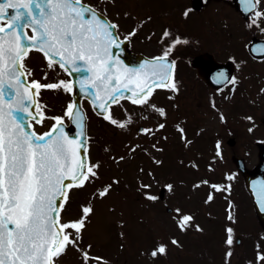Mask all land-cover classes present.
<instances>
[{"label":"snow or ice","instance_id":"snow-or-ice-1","mask_svg":"<svg viewBox=\"0 0 264 264\" xmlns=\"http://www.w3.org/2000/svg\"><path fill=\"white\" fill-rule=\"evenodd\" d=\"M241 3L249 16L246 27L264 23L260 0H241ZM32 4L33 0H0V21L7 19V23H0V264H58L70 246L80 252L84 264H110L107 257L92 253V243L81 248L84 229L95 212L94 205L82 204L81 214L77 217L62 216L71 201V190L82 189L102 179V162L98 159L93 161L88 154L90 142L86 113L73 98L67 102L63 114L47 117L54 123L46 131H37L33 123L43 125L47 116V105L38 100L41 89H62L72 93L74 82L71 79L48 83H42L38 78L29 80L27 77L33 76L34 70L27 61L34 49L43 54L49 69L58 64L60 69L72 75V69L80 71L86 68L89 75L80 78L79 88L89 96L93 108L101 109L100 114L112 125L126 129L132 120L131 115L124 119L115 118L111 111V105L119 103L116 97L123 98L128 92L127 98L134 104L150 106L163 118L156 123V128L164 129L168 113L150 97L156 89L180 91V81L176 78L177 64L170 54L177 45L188 43V38L174 34L166 27L161 40L166 38L168 42L161 53L130 67L112 52L113 47L121 42L114 31L119 29V22L105 19L95 5L85 4L83 0H38L35 8ZM10 9L13 11L9 15ZM104 12H107L106 8ZM188 14L189 10L183 12L185 17ZM146 19L150 20L151 16ZM28 28L31 35L25 30ZM136 31L128 32L124 39L132 37ZM260 31L264 32V27ZM259 51L264 52V47ZM47 75L45 72V78ZM213 79L217 83H232L233 87L240 82L239 76H229L225 70L216 72ZM213 107H216L214 101ZM220 116L224 119L222 112ZM66 118L76 126L75 135L66 130ZM246 119L252 121L254 117ZM177 128L184 143H191L186 139L184 127L178 124ZM151 132L152 129L141 126L137 135ZM138 147L140 145L132 144L129 151ZM152 147L157 148V145ZM157 150L163 151L162 148ZM216 150L222 157L220 141H217ZM114 159L124 161L125 156ZM151 159L157 164L162 163L155 156ZM149 176L155 179L152 169H149ZM204 183L210 182L198 181L192 187ZM140 184L143 189L151 188L149 183L140 181ZM258 185L257 201L260 210L264 211V179ZM211 186L215 190L225 189L220 183ZM112 187V183H106L93 195L98 193L104 197ZM166 187L173 190L174 184L169 182ZM230 187L226 190L230 191ZM142 195L151 201L159 199L151 191H144ZM212 199L213 195L209 194L207 200ZM174 212L181 231L187 232L190 228L203 231L200 224L194 223L191 213H185L179 207ZM229 219L235 220L232 212H229ZM119 223L123 226L125 220L120 219ZM226 233L225 244L229 247L225 256L230 258L235 228L228 225ZM125 235L120 232L121 237ZM169 244L183 247L175 235L167 239L160 237L150 247L148 255L153 259L167 256ZM123 246L120 245L121 248ZM260 248L257 244L256 261L264 264V251ZM247 264L254 262L248 261Z\"/></svg>","mask_w":264,"mask_h":264},{"label":"rangeland","instance_id":"rangeland-1","mask_svg":"<svg viewBox=\"0 0 264 264\" xmlns=\"http://www.w3.org/2000/svg\"><path fill=\"white\" fill-rule=\"evenodd\" d=\"M118 3H120L124 13H128L127 26L120 27V32L123 34L136 29L132 25L134 23L131 16L133 9L139 15H145L148 12L151 16L148 23L151 24L152 22L154 30L159 33H162L165 24L163 23V27L156 17L161 18L162 15L171 14L174 11L173 0L172 2L171 0H134V2L133 0H120L115 4ZM109 5L103 3V7L110 9L112 12V5ZM193 15V17L200 18L197 33L201 40H204L210 33L209 48L218 59L225 58L223 53L230 40L245 44L252 34L258 32L255 28H247L246 24L244 23V26L240 20L241 25L236 20L237 16L226 0H210L198 13ZM181 20L184 19L181 18ZM193 25L191 20H187L186 31L188 33L192 32ZM259 26H264V23ZM185 27L186 24L180 23V28ZM168 28L173 33L180 31L177 27H173L171 23L168 24ZM242 28L246 30L242 31ZM234 29L239 30L238 35L233 36ZM137 30L142 35L141 33H146L149 30V26L140 27ZM138 32L136 31L133 35V38L136 39V48L142 39ZM188 37L193 38L191 35H188ZM143 46V49L148 51L150 55L157 51L152 42H146ZM236 46L238 47L237 44H231L227 48L228 54L242 58L243 53L240 57L238 54L241 52L238 53ZM193 52L194 50L177 52L175 56L180 58L179 64L187 65L186 58ZM30 58L32 59L28 65L29 67L31 65L30 68L34 70V75L30 76L31 79L38 78L42 83H48L64 78L61 71L48 69L46 61L38 55L32 54ZM39 65L41 66L37 67ZM250 69L253 71L264 70L258 65L251 68L245 66L243 71L239 70L238 76L242 77L240 82L244 81L243 84L245 85H248V79L243 75L249 72ZM45 72L48 73L46 78L44 76ZM261 81H264V75L255 79L253 85H257ZM182 86V90L177 95L178 98L174 99L173 105L171 102L172 98L176 97L175 95L170 96L167 103L161 101L162 96L158 92H155L150 99L158 106L180 109L179 115L181 119L184 118L186 123L179 122L178 124L187 129V139H192V141L189 140L191 143L185 144L184 140L182 141L174 130L172 125L174 120L171 117H178L179 115L172 111L168 112L166 126L161 130L156 128V123L163 118L159 117L158 113L154 112L150 106L132 105L123 102L114 107L112 113L115 118L124 119L127 115H131L132 120L126 129L114 126L109 121L97 120L93 117L89 127V135L91 136L89 154L93 161L98 159L102 162L100 169L102 179L90 183L82 189L71 190V201L67 206V211L62 212V216L65 218L77 217L81 214L82 204L92 203L95 212L90 216V222L87 223L84 229L81 248H84L88 243H92V253L107 257L110 264H247L248 261L259 264L256 261L257 244L261 246L259 250L264 251V232L258 229L249 198L242 187L241 178L234 173L230 156L233 151L236 155L245 154L248 145L251 144L255 136L262 137L264 135V130L260 126V120L264 118V99L259 94L253 95L252 100L254 103L249 101L251 103L250 109L235 117L232 109L239 106L236 102L241 100L240 95L236 94L232 98H217L215 108L223 113L226 120V126H223L221 119L216 116L211 105L203 99L205 96L202 95L203 90L199 85L193 82L189 84V87H185L183 82ZM65 96L66 94L62 89L59 91L41 89L40 101L42 104L47 105L45 108L47 116L43 125H36L38 131L44 130L52 121L47 117L60 114L64 99H68V95L67 98ZM241 111H243V107L239 108V112ZM246 116H252L254 119L249 121ZM140 126L152 129L155 134L140 133L138 136L137 131ZM249 126H254V132H249ZM218 128H222L225 134L228 131L238 133L234 135V138L239 140L237 141L238 146L225 147L223 160L219 161L217 159L214 162L212 171H205L204 168L199 166L194 171L193 165L191 167L186 166V164L192 162V159H195V155L200 151L202 152L201 162L205 165L209 163L208 158L212 157L213 153L206 152V145L209 144H205V141L212 136V139L209 140L214 141V135H216L215 132ZM163 134L165 137L162 136ZM197 136L199 141L194 140ZM129 141H131V144ZM132 144L140 145V147L129 151ZM153 144H156L157 148H153ZM200 146H205V148L202 150ZM158 148H162L163 151H158ZM144 149H148V151L145 152ZM116 156H125V160L117 161L114 159ZM152 156L160 159L162 163L157 164L151 159ZM176 157L180 158V161H177ZM174 161L176 163H173ZM180 165L185 166L186 170L184 172L179 169ZM140 169H143V172ZM149 169L155 172V179L149 176ZM230 173H233L238 180L234 179V183H232L233 190L230 189L229 191L226 189L230 186L227 178ZM224 178L226 179L225 190H214L211 187L213 191L211 201L205 202L202 198L206 192L210 191L208 183L200 184L196 188L192 187L194 183L202 181V179L210 182H221ZM140 181L151 184V188L143 189ZM169 182L174 184L173 190L167 189L166 184ZM106 183L113 184L112 189L106 196L100 197L98 193L93 195ZM162 186L166 188L164 204L158 200H148L142 195L144 191L157 194ZM222 197L230 202L231 207L230 205L224 206L225 199ZM166 207H169L171 211L166 212ZM177 207L185 213H191L194 217V223L200 224L203 231L190 228L187 232H181L177 227L176 213L174 212ZM229 212H232L234 216L237 212H241V215L237 219L235 217V220H230ZM120 219L125 220L123 226L119 223ZM228 225L235 228L234 244L231 246L232 255L230 258L225 256L229 247L225 244L226 227ZM121 231L126 234L124 237L120 236ZM172 235L179 238L183 247L169 244L167 256L161 255L148 260L141 258L140 252L146 249L149 250L160 237L167 239ZM237 237L240 238V242L236 245L235 239ZM148 240L150 242L147 244ZM121 244L124 245L123 248L120 247ZM146 246L148 247L145 248ZM58 264H84V262L80 252L70 246L66 254L58 261Z\"/></svg>","mask_w":264,"mask_h":264},{"label":"flooded vegetation","instance_id":"flooded-vegetation-1","mask_svg":"<svg viewBox=\"0 0 264 264\" xmlns=\"http://www.w3.org/2000/svg\"><path fill=\"white\" fill-rule=\"evenodd\" d=\"M87 1H89L91 3H94L96 5H100L102 8H104L103 7V3H105L107 5L110 4L109 0H87ZM115 3H116V0H113V2H112V4H113L112 5V12L110 11V9H107V11L110 13L109 14L110 16H107V17H108V19H112V20L118 21L121 28L126 27L127 26V21H126L127 16L121 15L122 12L120 11V9L117 6V4H115ZM263 4H264V2H263ZM117 13H119V16L116 15ZM146 18L147 17H144V18L132 17L133 22H134L132 25L133 26L136 25V24L145 25V24H147V19ZM120 27L118 29V35H119V38L120 39H123L124 36L127 35V33L130 32V31H127L126 33L123 34V33L120 32ZM141 34H142L143 37L140 35L142 39H141L140 43H138L139 44L138 47L143 51L144 54H146L148 56H156V55H159L161 53L164 45L168 42L166 38L163 41L161 40V36L160 35H162V33L147 32V33H141ZM258 34H259V31L255 35H258ZM263 35H264V32H263ZM129 40H130L131 46H132V43L134 45L136 44V39L134 40V42H132V37H130ZM147 41L152 42L155 45V48L157 49V51L154 52L151 55L148 53V51H146L145 49H143L144 48L143 45H145V43ZM195 46H196V49H195ZM209 47H210V33H209V35L207 37L204 38V40H201L200 37L199 38H195L194 37L192 39L191 38H188V43H186V44L182 43L180 45H177L176 48L171 51V54H170L171 55V59L175 60L174 57H176L175 54L177 52L178 53L179 52H184V51L185 52H189L191 50H194V52L191 54L193 56L196 55V54H201V53H203V54H211L213 56L214 60L216 62H219V63H225V62H227L229 60L230 57L233 56V55H230V54L229 55H226V54L223 53V56H225V58L224 59H218L215 56V54L210 51V48ZM196 52H199V53H196ZM245 53L248 56V60H247L248 63L262 62L263 63L262 67H264V56H262V57H255L254 58V57H252V56L249 55V53L247 52L246 49H245ZM190 56H188L186 58V61L189 59ZM191 58L188 61H190ZM178 60H180V58H178L175 61H176V64H177V68H176V78L180 81V91L179 92H181V90H182L183 82L185 83V87H189V84L190 83L195 82L197 85H199L200 88L203 89V94L202 95L205 96L204 97L205 101L212 106V110L215 112L216 116L217 117L218 116L221 117L220 116V113L217 112V110H219V109L213 107V102L212 103L210 102L211 99H212L211 98V90H212L211 87L204 80H202L197 75L196 69H194L192 67H190V68L188 67L187 70L180 69L178 67ZM237 74H238V70L236 69V65L234 63V68H233L232 75H237ZM254 75H255V79H257V78L263 76L264 73L263 74H260L258 71H254ZM184 79H186V80H184ZM231 84L232 83H229L228 82L227 84L223 85L221 88H219L220 91L221 90L222 91L226 90ZM179 92L176 93V92H174L172 90H166L165 91L163 89L162 90V93H161V96H162V98H161L162 100L161 101L166 100V99H169L170 96L173 97L174 95L176 97L172 98V100L173 99H177L178 98L177 95L180 94ZM220 98H222V96ZM173 103H174V101L171 102L172 105H173ZM224 126H225V124H224ZM215 133H216V135L213 134L215 136L214 141L213 140L212 141L209 140V139H212L213 136L210 137L208 140L205 141V144H209V145H206V152H211L212 153V152L216 151L215 152L216 153L215 156H218L217 155V150H216L217 141H220L221 142V148H222V152H223L224 149H225V147H227L228 144H229V138H227V137H230V135H232V136L237 135L238 133H236L234 131H228L225 134V132H224V130L222 128H218V130ZM254 141H253V144L248 145V148L246 150V153L247 154L241 155V157L245 160V162L247 164H249L248 166H250L251 164L255 163V160L257 158V149H255L254 146L252 148V145H254ZM237 146H238L237 139H233V141L230 144V148L237 147ZM234 153L235 152L233 151L232 152V155ZM255 153H256V156H255ZM222 158H223V153H222V157L219 156V161H221Z\"/></svg>","mask_w":264,"mask_h":264},{"label":"water","instance_id":"water-1","mask_svg":"<svg viewBox=\"0 0 264 264\" xmlns=\"http://www.w3.org/2000/svg\"><path fill=\"white\" fill-rule=\"evenodd\" d=\"M36 2H38V0H33V4L32 7L35 8L36 7ZM13 10H9V15L12 13ZM27 11V10H25ZM7 20V19H5ZM127 65L131 66H138L140 64H142L146 59H144L142 56L140 55H133L128 53V55H126L125 58ZM74 75H72L73 77V82H74V88H73V92H72V96L73 98L77 99L79 106H80V99L82 97H86L90 100L89 96L82 92L79 88V81L80 78L83 76H88L89 75V71L88 69H86L85 71H74L73 73ZM87 87L91 88L90 85H86ZM130 93L126 92L124 97H128ZM123 97V98H124ZM117 100L121 99L120 96L116 97ZM92 104V103H91ZM99 109V108H97ZM68 131L71 132V134L75 135L76 134V126L70 121V126L67 127ZM259 159H260V163L257 167H255L252 170H246L245 168L241 167L242 164H240V161H237V166L238 169L241 171L243 177H244V181H245V186L246 189L248 190L253 203H254V207L256 209V214L259 220V223L261 224V226L264 229V211L260 210V206L258 204L257 201V191L256 189L258 188V182L262 179H264V147L260 146V152H259ZM239 162V163H238Z\"/></svg>","mask_w":264,"mask_h":264}]
</instances>
